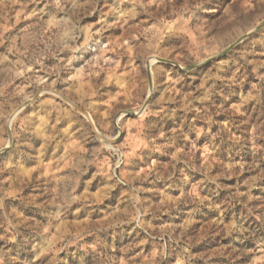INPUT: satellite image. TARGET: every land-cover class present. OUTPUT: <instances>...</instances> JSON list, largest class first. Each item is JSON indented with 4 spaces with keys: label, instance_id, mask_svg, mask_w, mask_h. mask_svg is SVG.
Returning a JSON list of instances; mask_svg holds the SVG:
<instances>
[{
    "label": "rangeland",
    "instance_id": "obj_1",
    "mask_svg": "<svg viewBox=\"0 0 264 264\" xmlns=\"http://www.w3.org/2000/svg\"><path fill=\"white\" fill-rule=\"evenodd\" d=\"M0 264H264V0H0Z\"/></svg>",
    "mask_w": 264,
    "mask_h": 264
},
{
    "label": "water",
    "instance_id": "obj_2",
    "mask_svg": "<svg viewBox=\"0 0 264 264\" xmlns=\"http://www.w3.org/2000/svg\"><path fill=\"white\" fill-rule=\"evenodd\" d=\"M160 61H167V60H165V59H160Z\"/></svg>",
    "mask_w": 264,
    "mask_h": 264
}]
</instances>
